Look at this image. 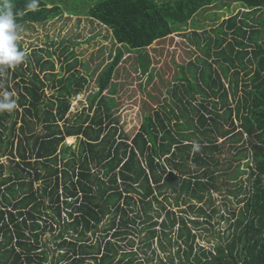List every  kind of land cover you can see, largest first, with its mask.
Wrapping results in <instances>:
<instances>
[{
    "label": "trees",
    "instance_id": "trees-1",
    "mask_svg": "<svg viewBox=\"0 0 264 264\" xmlns=\"http://www.w3.org/2000/svg\"><path fill=\"white\" fill-rule=\"evenodd\" d=\"M228 1L89 0L84 16L112 30L116 43L140 58L201 10L214 5L233 10ZM11 2L20 13L19 25L64 14L50 0H39L34 11L26 8L29 0ZM235 2L247 11L223 20L215 37L205 31L203 45L197 34L202 27L193 23L195 34L189 38L194 36L204 57L179 66L171 91L178 104L164 101L130 142L100 116L112 118L101 96L124 57L122 50L100 77L90 107H95L94 118L86 117L79 127L71 126L67 115L69 99L83 89L85 77L61 80V91L51 101L38 75L31 83L23 78L14 83L21 126L18 112H0V159L7 152L12 160L10 167L0 163V264H151L137 252L124 253L133 251L122 242L134 237L137 223H146L142 244L154 256L157 241L164 251L167 242L177 246L180 264H264V0ZM43 65L53 69L51 62ZM241 74L246 76L242 83ZM70 81L75 88L66 84ZM31 118L46 132L27 134ZM74 136L83 138L77 149L65 142ZM220 138L242 146L228 161L237 174L226 181H241L244 211L220 244L205 248L197 242L198 219H212L207 211L223 185L217 179L226 145H219ZM194 142L199 151H193ZM205 166L199 174L192 170ZM47 233L53 251L44 239Z\"/></svg>",
    "mask_w": 264,
    "mask_h": 264
},
{
    "label": "rangeland",
    "instance_id": "rangeland-1",
    "mask_svg": "<svg viewBox=\"0 0 264 264\" xmlns=\"http://www.w3.org/2000/svg\"><path fill=\"white\" fill-rule=\"evenodd\" d=\"M50 1L58 3L64 14L43 24L27 23L20 25L17 45L18 49L21 48L20 50L25 53V60L15 68L4 67V73L0 72V85H3V87L0 86V93H11L16 98L17 104L20 96L14 83L21 82V78L26 79L27 83H31L34 80V75H38L45 85L46 101H51L53 96L61 91L59 90L61 88V80L85 77L86 83H83V89L79 93L73 94L69 99L71 109L67 115L68 120L71 121L70 125L79 127L84 124L86 117L89 116L90 120L94 118L95 107L92 110H90V107L93 98L99 92L100 77L103 71L107 70L108 66L114 62L117 53L122 50L124 57L114 72L113 80L108 90L101 96L102 100H104V112L106 111L105 106L112 108L110 113L112 118L106 120L105 117L108 116L104 117L103 112L100 116L105 124L110 125L109 129L113 130L116 126L119 134L122 132L121 136H128L130 138L129 142L140 130L145 117L153 114L156 108L163 105L164 101L169 104H178L171 91L175 78L179 76V66L195 62L198 57H204L201 49L196 46L194 36L191 37L193 41L189 38L192 33L195 34L193 23L198 27H202L197 28L199 29L197 34L202 38L203 45L205 43L203 39L205 31L215 37L213 32L220 28L223 20L239 11L240 13L247 11L242 8L243 5L241 6L235 0L228 1L232 5V9L234 8L231 11L221 9L216 5L209 9L201 10L194 21L180 31L154 42L140 54L139 58V54L130 53L124 46L117 44L112 30L109 28L93 19L79 18L70 14L86 15L89 0ZM215 17L220 19L216 21ZM46 61L53 64V69L44 67L43 62ZM13 69L14 74L18 75L16 81L12 77ZM45 70L51 71L46 73ZM22 73L25 76H21ZM244 78L246 76L241 74L240 83L244 82ZM71 82L66 84L73 85L74 82ZM6 84H8L9 89L5 87ZM73 87L75 88V85ZM229 96L230 101H233L232 93ZM16 112L19 113L17 126L19 128L21 126V109L17 107L14 110L15 114ZM31 120L33 123L26 128L27 134H43L46 132L43 124H39L32 118ZM63 125L64 123L61 122L60 126L62 127ZM106 132H108L107 129ZM112 132L114 131L109 133L111 134ZM243 138L244 142H246L248 136L244 135ZM82 139L81 136L68 137L65 142L77 149ZM218 143L219 145L226 144L224 145V152L219 155L221 163L218 166L217 177L218 181L223 183V185L218 192L213 194L214 206L207 211L212 219L206 217L198 219L201 224L197 228V242L205 248H213L220 244L233 228L232 225L240 216V213L244 211L242 200L245 192L239 191L241 181L239 179L226 181L229 176L237 174L236 168L228 169V161L238 148H242L240 146L241 143L235 146L234 143L229 142L226 138H220ZM6 154L8 156L2 157L0 163L10 167L12 160L10 154L7 152ZM253 165L254 163L251 162V166ZM213 167L217 166L214 165ZM206 168L207 166L202 168L193 167L192 170L199 174ZM32 179L34 178L28 177V180ZM246 179V176L243 177V180ZM155 207L157 208L158 206L155 204ZM214 210H216V213H213ZM133 232L132 235L134 237H127L122 242V245L127 250L133 249V251L124 253L137 252L141 261L150 260L151 264H172L170 262L171 259H174V264H180L176 257L178 247L169 245L168 242L164 246L166 249L164 251L158 247V242L155 241V256L150 254V250L144 248L142 240L147 237L146 223H137ZM50 236L51 234L47 233L44 239L49 242V246L52 247L53 251L55 250L53 247L54 241L48 240ZM132 241L135 242L133 248L130 247ZM146 251H148L147 254L145 253ZM161 261L162 263H160Z\"/></svg>",
    "mask_w": 264,
    "mask_h": 264
},
{
    "label": "clouds",
    "instance_id": "clouds-1",
    "mask_svg": "<svg viewBox=\"0 0 264 264\" xmlns=\"http://www.w3.org/2000/svg\"><path fill=\"white\" fill-rule=\"evenodd\" d=\"M38 5L39 0H29L26 8L34 11L37 10ZM19 15V12L14 11L11 0H0V66L15 68L25 60V53L19 50L17 45L20 35V25L17 23ZM16 108L17 104L12 99L11 93H0V112L7 111L11 113ZM199 149L200 144L194 142L193 151H199Z\"/></svg>",
    "mask_w": 264,
    "mask_h": 264
},
{
    "label": "crops",
    "instance_id": "crops-1",
    "mask_svg": "<svg viewBox=\"0 0 264 264\" xmlns=\"http://www.w3.org/2000/svg\"><path fill=\"white\" fill-rule=\"evenodd\" d=\"M220 1H222V0H220ZM234 10V9H233ZM77 17H79V18H81V17H86V18H90V17H87V16H77ZM90 19H92V18H90ZM21 48H19V50H20Z\"/></svg>",
    "mask_w": 264,
    "mask_h": 264
}]
</instances>
